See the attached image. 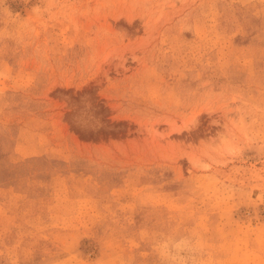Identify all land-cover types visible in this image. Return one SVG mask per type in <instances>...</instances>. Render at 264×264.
I'll return each instance as SVG.
<instances>
[{
    "label": "rangeland",
    "instance_id": "obj_1",
    "mask_svg": "<svg viewBox=\"0 0 264 264\" xmlns=\"http://www.w3.org/2000/svg\"><path fill=\"white\" fill-rule=\"evenodd\" d=\"M0 264H264V0H0Z\"/></svg>",
    "mask_w": 264,
    "mask_h": 264
}]
</instances>
